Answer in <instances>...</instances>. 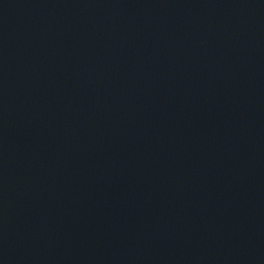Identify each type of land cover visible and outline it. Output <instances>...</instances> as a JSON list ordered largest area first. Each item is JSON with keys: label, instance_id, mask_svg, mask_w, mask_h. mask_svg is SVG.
Listing matches in <instances>:
<instances>
[{"label": "water", "instance_id": "water-1", "mask_svg": "<svg viewBox=\"0 0 264 264\" xmlns=\"http://www.w3.org/2000/svg\"><path fill=\"white\" fill-rule=\"evenodd\" d=\"M264 192V0H0V251Z\"/></svg>", "mask_w": 264, "mask_h": 264}]
</instances>
